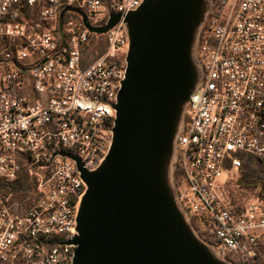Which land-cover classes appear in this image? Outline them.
<instances>
[{"label": "built area", "instance_id": "built-area-1", "mask_svg": "<svg viewBox=\"0 0 264 264\" xmlns=\"http://www.w3.org/2000/svg\"><path fill=\"white\" fill-rule=\"evenodd\" d=\"M144 0H0V264H72L86 190L76 155L95 169L112 143L126 73L124 17ZM111 13L105 34L91 32ZM94 53H97L95 55ZM202 81L177 145L178 198L241 264H264V201L227 198L243 154L264 164V0L213 3L197 47ZM26 173L34 186L10 188Z\"/></svg>", "mask_w": 264, "mask_h": 264}, {"label": "water", "instance_id": "water-1", "mask_svg": "<svg viewBox=\"0 0 264 264\" xmlns=\"http://www.w3.org/2000/svg\"><path fill=\"white\" fill-rule=\"evenodd\" d=\"M201 0H144L124 17L126 73L114 107L112 143L92 170L74 154L86 190L77 208L72 264H230L194 230L172 181L176 128L202 81L197 58ZM91 32L121 20L111 13ZM212 10V8H211ZM201 69V67H200Z\"/></svg>", "mask_w": 264, "mask_h": 264}, {"label": "trees", "instance_id": "trees-1", "mask_svg": "<svg viewBox=\"0 0 264 264\" xmlns=\"http://www.w3.org/2000/svg\"><path fill=\"white\" fill-rule=\"evenodd\" d=\"M217 1L218 0H215L214 3ZM207 20L205 21V23L207 22ZM201 34H202V30H201ZM242 159H243V163L239 170V173L241 172L240 182L245 186H252V184L262 183L263 184V185L261 184L263 186L262 195H264V164L262 163L261 160L249 154H243ZM173 176H174V184L178 186L181 181L182 173L179 170L177 164L173 171ZM33 186H34V182L24 172L21 174L20 178L10 186V188L3 187V189L4 191H13L16 197H22V196H26L27 192L31 190ZM261 200L264 201V196ZM231 203L235 205L234 201H232ZM189 220L194 230L197 232V234L200 237H202L208 244L214 247L217 245L216 240L208 237L206 233L202 230L200 219L198 217L196 216L190 217ZM224 257L228 261L234 262L235 264H241L235 257H233L230 254H226Z\"/></svg>", "mask_w": 264, "mask_h": 264}, {"label": "rangeland", "instance_id": "rangeland-1", "mask_svg": "<svg viewBox=\"0 0 264 264\" xmlns=\"http://www.w3.org/2000/svg\"><path fill=\"white\" fill-rule=\"evenodd\" d=\"M215 0H201L202 5L204 6L203 12H202V20L205 22L211 12V8L213 6ZM200 35H201V31H199L198 33V40L197 42H199L200 39ZM95 55H97V53H94ZM197 71L201 72L200 67H197ZM190 103V101H189ZM188 103V105H189ZM187 105V107H188ZM186 110L183 112L180 122L176 128V133H175V141L178 142L180 136L183 133V130L185 128V122H186ZM176 162H177V153L176 151H172L171 153V165H170V170L172 171V181H173V185H174V190H175V195L177 197L178 200V204L181 207V209L185 212V210L183 209V206L181 204V202L179 201V194H178V186L174 184V176H173V171L176 167ZM240 177H241V172L240 173H236L230 176L229 178V182H228V191H227V198L229 201H234L236 207H240L243 206L244 204H246L249 201L252 200H258V199H262L264 195H262L263 192V184L262 183H258V184H252V186H245L244 184H242L240 182ZM262 184V185H261ZM186 213V212H185ZM187 215V213H186ZM188 216V215H187ZM189 217V216H188ZM211 247L216 251L215 247L211 245ZM230 264H235L234 262H229Z\"/></svg>", "mask_w": 264, "mask_h": 264}]
</instances>
